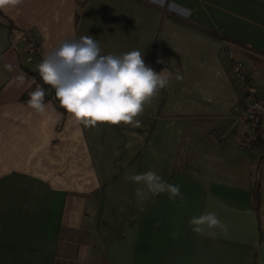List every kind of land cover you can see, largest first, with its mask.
<instances>
[{"label":"crops","instance_id":"1","mask_svg":"<svg viewBox=\"0 0 264 264\" xmlns=\"http://www.w3.org/2000/svg\"><path fill=\"white\" fill-rule=\"evenodd\" d=\"M27 29L42 58L90 35L101 54L140 50L172 78L140 127L78 125L52 100L40 114L27 103L42 85ZM225 44L264 91V0H22L0 9V264H264V144L240 146L248 126ZM148 170L182 195L138 200L142 185L127 176ZM207 212L227 236L191 231L189 219Z\"/></svg>","mask_w":264,"mask_h":264},{"label":"clouds","instance_id":"2","mask_svg":"<svg viewBox=\"0 0 264 264\" xmlns=\"http://www.w3.org/2000/svg\"><path fill=\"white\" fill-rule=\"evenodd\" d=\"M22 0H0V9L15 6ZM100 42L90 35L78 40L63 41L45 53L37 70L44 85L55 90L60 105L71 115L73 121L85 127L98 124L130 125L140 127L137 119L154 97L164 89L172 72L168 67L157 73L145 63L140 50L120 55H103ZM157 63H164L158 59ZM11 71V65H5ZM179 75L176 79H180ZM23 82L24 75L16 78ZM31 83H36L33 79ZM28 105L40 114L47 110L45 89L36 84L29 93ZM127 179L136 184L134 195L138 200L147 199L149 193L167 192L170 199L181 196L180 185L163 180L155 171L131 174ZM183 201H181L182 203ZM195 234L216 238L227 236L228 225L215 212L193 216L188 221Z\"/></svg>","mask_w":264,"mask_h":264},{"label":"built area","instance_id":"3","mask_svg":"<svg viewBox=\"0 0 264 264\" xmlns=\"http://www.w3.org/2000/svg\"><path fill=\"white\" fill-rule=\"evenodd\" d=\"M23 39L25 48L30 56L35 61L36 74L39 76L37 65L42 61L41 45L37 36L30 30H24ZM224 52L227 57L230 71L240 83L241 97L244 103L239 116L243 118L248 126L244 137L240 140L242 148H250L253 145V140L256 137V128L260 122L261 116L264 115V91H260L256 86L249 83L250 68L242 63L235 55L228 44L224 45ZM41 84L45 89V101L52 100L59 107L58 98L55 95V90L48 85H44L42 79ZM30 98V95L27 94Z\"/></svg>","mask_w":264,"mask_h":264},{"label":"trees","instance_id":"4","mask_svg":"<svg viewBox=\"0 0 264 264\" xmlns=\"http://www.w3.org/2000/svg\"><path fill=\"white\" fill-rule=\"evenodd\" d=\"M86 0H78V4L82 7ZM253 144H264V115L261 116L260 122L256 128V137Z\"/></svg>","mask_w":264,"mask_h":264}]
</instances>
